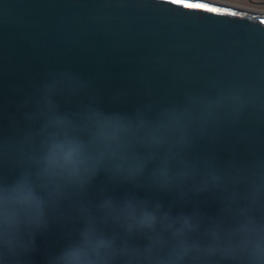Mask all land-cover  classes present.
<instances>
[{
    "label": "water",
    "instance_id": "1",
    "mask_svg": "<svg viewBox=\"0 0 264 264\" xmlns=\"http://www.w3.org/2000/svg\"><path fill=\"white\" fill-rule=\"evenodd\" d=\"M72 138L95 162L83 180L63 159ZM21 175L45 204L23 231L3 193ZM155 203L194 218L183 259L170 230L126 231ZM85 225L134 249L116 264H264V11L0 0V264H52Z\"/></svg>",
    "mask_w": 264,
    "mask_h": 264
},
{
    "label": "clouds",
    "instance_id": "2",
    "mask_svg": "<svg viewBox=\"0 0 264 264\" xmlns=\"http://www.w3.org/2000/svg\"><path fill=\"white\" fill-rule=\"evenodd\" d=\"M107 125L117 124L125 131L135 125V121L128 117L105 116L97 114ZM66 120L65 117H58ZM72 147L64 153V161L71 165L69 178L83 180L93 174L95 162L89 157L86 142L72 138ZM51 163V162H49ZM27 195L18 196L19 192ZM5 204L11 203L13 210L6 214V223H11L17 230L24 229L42 223L45 217V204L43 199L31 186L26 176H18L11 183L3 185ZM106 201L105 204H110ZM125 207H135L133 200H126ZM160 229L170 230L180 241L181 253L178 259H183L192 250L189 241L191 231L195 229L194 218L188 214L173 215L164 207L155 203L144 205L137 209L135 223L126 226L128 233H143L151 235ZM134 251L127 242L118 241L115 236L105 234L95 227L85 225L75 238L65 243L52 258V264H116V261Z\"/></svg>",
    "mask_w": 264,
    "mask_h": 264
},
{
    "label": "rangeland",
    "instance_id": "3",
    "mask_svg": "<svg viewBox=\"0 0 264 264\" xmlns=\"http://www.w3.org/2000/svg\"><path fill=\"white\" fill-rule=\"evenodd\" d=\"M224 3H229L233 5H240L243 7H250L256 10L264 11V3L262 4H255L254 2H251L252 0H216Z\"/></svg>",
    "mask_w": 264,
    "mask_h": 264
},
{
    "label": "crops",
    "instance_id": "4",
    "mask_svg": "<svg viewBox=\"0 0 264 264\" xmlns=\"http://www.w3.org/2000/svg\"><path fill=\"white\" fill-rule=\"evenodd\" d=\"M251 2H254L255 4H262L264 3V0H252Z\"/></svg>",
    "mask_w": 264,
    "mask_h": 264
}]
</instances>
